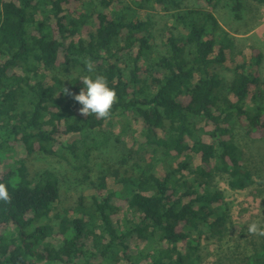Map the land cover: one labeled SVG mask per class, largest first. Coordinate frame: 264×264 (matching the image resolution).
Masks as SVG:
<instances>
[{
    "label": "trees",
    "instance_id": "trees-1",
    "mask_svg": "<svg viewBox=\"0 0 264 264\" xmlns=\"http://www.w3.org/2000/svg\"><path fill=\"white\" fill-rule=\"evenodd\" d=\"M182 3L0 0V183L11 196L0 201V264H201V241L225 238L230 206L211 183L227 176L233 191L253 184L235 128L264 139L262 56L252 50L250 72L238 53L225 82L219 69L233 38L215 17L222 0ZM149 5L169 21H142ZM92 74L116 92L106 118L81 114L73 99L79 78ZM118 119L127 154L94 170L93 152L108 146ZM19 146L25 156L12 161ZM38 156L81 176L71 206L59 210L56 172L30 171ZM135 242L145 250L130 253ZM236 264H264V247Z\"/></svg>",
    "mask_w": 264,
    "mask_h": 264
},
{
    "label": "rangeland",
    "instance_id": "rangeland-1",
    "mask_svg": "<svg viewBox=\"0 0 264 264\" xmlns=\"http://www.w3.org/2000/svg\"><path fill=\"white\" fill-rule=\"evenodd\" d=\"M124 1L131 5L134 0ZM180 1L186 7L193 4V0ZM239 2L241 8L236 12L232 9L235 4L234 0H222V4L216 9L215 17L219 25L233 38L232 41H225L229 47L227 62L224 67L219 69V73L225 82L230 80L231 74L228 71V65H232V59L238 53L244 56L248 70L254 72L257 66L252 63L251 57L252 50H257L262 56V61L258 66L261 72L262 98L257 102L262 105L264 104V4L260 5L254 0H239ZM138 15L142 21L147 18L151 19L157 24V28L162 22V15L165 16L167 22L169 21V14L164 12L162 7L156 5H149L144 11H139ZM155 45L161 48V43L158 40L155 41ZM155 50L158 51L159 48ZM47 76V80H49V75ZM129 123L139 135L141 126L132 120ZM111 128V142L107 147L93 152L91 162L94 170L98 171L100 167L101 169L106 168L107 164L110 165L127 154V144L131 140L121 139L125 135L121 133L122 126L119 119L113 121ZM235 133V140L245 155L246 166L252 175L253 184L245 191H233L227 186V176L214 177L210 190L224 192L225 202L230 206V224L222 241L205 239L201 241L200 253L203 257L201 264H236L238 257L251 256L264 247V139L250 140L239 128H235ZM114 137L119 138L120 142L117 143ZM24 156V150L19 146L15 148L11 160L23 159ZM8 164L9 162L3 163L1 170L5 169ZM198 164L199 160L195 158L194 167ZM28 166L32 172L49 169L60 176L62 198L59 203V210L71 206L82 191L83 185L79 173L62 164L59 160L38 156L29 159ZM108 186L112 190L120 189V186L112 178L108 179ZM253 223L257 225L254 232L248 230L249 225ZM13 232H15L14 229ZM129 249L130 253L138 254L145 250V246L135 242Z\"/></svg>",
    "mask_w": 264,
    "mask_h": 264
},
{
    "label": "clouds",
    "instance_id": "clouds-1",
    "mask_svg": "<svg viewBox=\"0 0 264 264\" xmlns=\"http://www.w3.org/2000/svg\"><path fill=\"white\" fill-rule=\"evenodd\" d=\"M88 73H93V66L90 61L86 62ZM82 87L77 94H73V99L81 105L79 111L85 116L96 115L106 118L110 115L113 104L116 101V92L109 86L106 76L103 74L83 75L79 78ZM67 92V89H65ZM9 187L5 183H0V201H10ZM255 223L249 225V231H256Z\"/></svg>",
    "mask_w": 264,
    "mask_h": 264
}]
</instances>
